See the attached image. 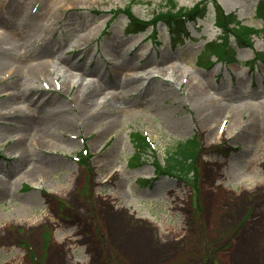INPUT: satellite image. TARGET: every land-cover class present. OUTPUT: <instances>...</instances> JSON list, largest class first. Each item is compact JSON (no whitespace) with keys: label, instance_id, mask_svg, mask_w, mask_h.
Listing matches in <instances>:
<instances>
[{"label":"rangeland","instance_id":"rangeland-1","mask_svg":"<svg viewBox=\"0 0 264 264\" xmlns=\"http://www.w3.org/2000/svg\"><path fill=\"white\" fill-rule=\"evenodd\" d=\"M59 1L3 0L0 8V102L14 91L28 92L23 102L18 99L17 118L16 113L0 116L5 188L0 192V264H206V258L210 264H264V57L253 61L264 56V32L251 34L249 46L229 37L234 61L207 67L200 64L204 46L220 37L209 0H174L171 13L183 15L199 5L205 14L185 24L189 38L177 44L169 43L161 22L155 34L151 27L127 33L122 11L130 5V14L147 22L165 11V0H79V6L66 4L59 14L46 13L48 4L52 8ZM257 2L216 0L241 26L259 30ZM50 28L54 35L43 36ZM84 37L89 43L77 50ZM115 50L125 53L119 62L136 58L139 72L151 70L153 60L165 55L162 68L169 73L126 92L127 85L109 78L115 61L108 52ZM64 60L78 67L92 64L80 82L90 89L100 86L98 97L107 98L101 110L91 116L86 111L87 118L79 111L85 91L76 98L75 85L65 95L52 81ZM38 61L46 65L39 75H30L28 69ZM71 71L77 79L80 73ZM198 80L209 83L207 96L221 107L212 119L188 93L187 85ZM4 109L0 106V115L7 113ZM61 113L70 117V127L52 128L47 139L72 144L37 149L31 142L40 126L48 127L49 117ZM86 119L89 129L81 124ZM135 133L147 137L155 153L131 166ZM193 137L200 151L192 178L157 174L153 160L162 166L168 151ZM21 138L27 153L22 164L10 148ZM84 147L91 156L88 169L76 158ZM111 148L113 155L102 168L98 160ZM41 159L56 167L49 181L38 175L23 179L27 165ZM232 169L239 174L232 175ZM69 172L75 187L66 192L59 188ZM27 199L38 204L25 217L10 215ZM46 213L50 219L37 222ZM33 218L32 225L22 223Z\"/></svg>","mask_w":264,"mask_h":264},{"label":"bare ground","instance_id":"bare-ground-1","mask_svg":"<svg viewBox=\"0 0 264 264\" xmlns=\"http://www.w3.org/2000/svg\"><path fill=\"white\" fill-rule=\"evenodd\" d=\"M60 3L56 6L53 5L51 8V5L48 4L49 7H47L46 9V13L51 14L53 11V14H59V11H62L63 8L65 9V5L69 4L70 6H79L82 2H79V0H60ZM3 3V0H0V8H1V4ZM55 10H54V8ZM1 11H0V17H1ZM52 25H54L53 23H50L51 27ZM54 30L52 28L48 29L45 34L43 36H53L54 35ZM42 36V35H41ZM45 41V40H44ZM79 44L77 45V50H79V48H81L82 45L85 46V44L89 43V40L87 38H83L81 40H79L78 42ZM124 52H130L127 50H123ZM121 51V53L119 52V50H115L112 52H108V56H110L112 58V60L115 61V65L111 67V75L109 76L110 80L113 83H117V84H125L127 85L126 87H123L125 89L126 92H135L137 90H139L142 86H143V82H149L150 80H152V78H156L159 76L162 77H166L167 73H169V70H164L162 67V65L165 63V59L166 56L165 55H160L158 56L156 59L153 60V66L151 68V70H143L141 72L137 71V68L140 69V65H138V62L136 60V58H131V59H127V57H123L122 60L125 58L127 59V63L124 64H120L119 59L121 56L125 55V53ZM119 62V64H118ZM37 65L33 68L28 69L29 72H31L30 75H39L40 72H42L43 69V65H46L43 61H38L36 63ZM59 66L61 67V69L59 70H54V77L52 79V81H55V87L60 91L63 92L65 95L70 94L71 90L74 88V86L76 85V92L74 94V96L80 97L83 92L85 91L86 96L84 98L83 104L81 106H79V111L81 113V115L85 118L86 114L88 113L89 116H91L92 114H94L95 110H99L100 108L102 109V107L104 106V104H107V98H103V97H98V95H101L102 93L100 92L101 87H94L92 89H90L91 85H82V81L80 82V79L82 77V75L86 74L88 71H92L94 69V66H92V64H90L88 67L87 66H83L82 64L78 67L77 65H73L70 63H66V61H62L59 63ZM71 70H77V72H79V77L76 79L74 76H72V71ZM44 71V70H43ZM178 70H172V72H177ZM33 73V74H32ZM35 73V74H34ZM14 74L13 71H11L12 75ZM41 75V74H40ZM176 73L173 74V76L176 77ZM9 77V76H8ZM48 77H51V75L49 74ZM46 77V78H48ZM74 77V78H72ZM52 78V77H51ZM78 79H79V84H78ZM130 84H134V85H130ZM209 85V83L206 82H202L201 80H198L197 82H193V84H191V86H189V84L187 85L188 88V93L191 97V100L194 103H203V107L205 106V108L207 109V116L205 113V118L208 119H212L213 117H215L216 115H218L221 112V107L218 106L217 104L214 103V101L207 96V86ZM42 86L49 90V86H48V82L47 81H43L42 82ZM123 86V85H122ZM15 86H13V89ZM38 89V88H36ZM56 90V89H55ZM83 90V92H82ZM26 93L28 92H20V91H14L12 92V94H8L6 100L1 101L0 102V106L5 107L7 111V113H3L0 116H13V114H15V118L16 115H18V108H17V104H20V100L23 102V100L26 98ZM84 93V94H85ZM100 93V94H99ZM73 96V97H74ZM20 99V100H18ZM54 101V99L52 100ZM111 102V100H110ZM109 102V114L110 112L114 111V108L111 107L112 103ZM116 108V107H115ZM100 109V110H101ZM87 111V113H86ZM235 111H239L238 108ZM224 113V112H223ZM26 113H23L22 115H24ZM234 114V112L232 113ZM252 117V116H251ZM19 119L21 118H25L24 117H18ZM50 119H48L47 123H50L48 125V127L43 128L42 126H40L39 130H38V135H37V139L34 142H31V144H34L35 146H37V149L40 147H45L46 150H51V149H56V148H60L61 146L64 148L66 144H72V142L66 141V140H62V141H53V143H51L50 139H47V133L52 131V128L54 129V131L59 130V128H67L70 127L69 125V119L70 117H68V115L66 113H61V114H54L51 115V117H49ZM89 118V117H88ZM233 118V117H232ZM81 124L83 125V127L85 129H89L91 120H83L81 122ZM111 122L109 123L110 126ZM72 126H75L74 123L71 122ZM38 127V126H36ZM101 133V132H100ZM224 134L227 135L226 132H224ZM252 135V131L249 130V136ZM46 138V142L45 139ZM248 138V135H247ZM22 138L17 141L13 142L12 147H10L12 150L16 151V153L18 154L16 157L17 158H21L19 160V162H24L25 159L27 158V153L25 154V148L24 146L19 143L21 142ZM247 141V139H246ZM69 142V143H68ZM114 148V147H112ZM108 150V152L101 156L98 160V163H102V168L106 167L108 165V161L112 155H113V149ZM10 153V152H9ZM25 154V155H24ZM43 160V159H41ZM27 168V169H26ZM25 168V170L22 172V176L23 179H28V178H33L35 175H38L40 177V179L43 177L45 178V180L48 182L49 179L53 176L54 172L56 171V167L55 165H53V163L49 162V161H38L35 163H29L27 165V167ZM236 168V167H234ZM67 171H70L67 169ZM238 170L237 169H232L231 174L233 175H237L239 173H236ZM36 176V177H38ZM65 178H67L66 183L62 186H60L61 188H59L60 190L63 189L64 191H69V190H73L75 187V182H74V175L72 176V173L69 172V174L64 176ZM3 181L0 182V192L2 190H4V185L2 184ZM48 186V185H47ZM56 191V190H55ZM54 191V192H55ZM58 193V191H56ZM117 194H113V197L119 199L117 196ZM112 197V196H111ZM37 201L32 200V199H27V200H22L20 203H18V206L14 209L15 212H10V215H13L15 217L18 218V216L20 215L21 218L25 217L28 212L32 209L33 205H37ZM17 209V210H16ZM39 217H41L39 219ZM38 217L37 222L39 221H44V220H49L50 218V214L46 213V214H42L41 216ZM14 218V217H13ZM20 219V218H19ZM15 221H22V220H17L15 219ZM34 222H36V219H32V220H28V221H22V223L24 225H32L34 224Z\"/></svg>","mask_w":264,"mask_h":264},{"label":"trees","instance_id":"trees-1","mask_svg":"<svg viewBox=\"0 0 264 264\" xmlns=\"http://www.w3.org/2000/svg\"><path fill=\"white\" fill-rule=\"evenodd\" d=\"M209 2L212 4L214 12V23L221 30L222 37L220 42H210L204 46L202 51L204 54L200 57V63H202L203 59L204 62L209 63L207 65L209 66L211 63L208 59L211 56H214L217 61L222 63H231L233 62L234 55L228 43L229 37H233L237 42L249 46V36L251 33L258 31L241 26L233 15H225L215 0H209ZM164 7L165 11L157 12L153 20L150 23H146L135 19L130 14L131 6L129 5L124 11L128 19L126 26L127 33L136 34L145 32L148 25L154 27L158 22H161L166 26V30L173 44L183 43L189 37L185 29V24L187 22L193 23L205 15L203 14L204 9L200 8L199 5L185 12L183 15L171 13L176 8L174 0H165ZM255 13L262 20L263 26L261 31H264V0H258ZM130 137L135 150L133 156L130 158L131 163L141 162L148 153L154 154L152 144L146 137L139 133L132 134ZM199 151L200 149L195 139L186 141L185 143H179L167 152L162 166L155 159L153 166L159 175L167 174L187 180L188 178H192L191 176L195 170ZM79 158L81 163L86 160L81 154H79ZM194 188L192 186V191L195 192L196 190ZM206 264H210L208 258H206Z\"/></svg>","mask_w":264,"mask_h":264}]
</instances>
